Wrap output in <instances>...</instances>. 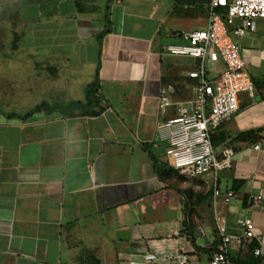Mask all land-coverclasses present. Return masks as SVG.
Here are the masks:
<instances>
[{
  "label": "crops",
  "instance_id": "obj_1",
  "mask_svg": "<svg viewBox=\"0 0 264 264\" xmlns=\"http://www.w3.org/2000/svg\"><path fill=\"white\" fill-rule=\"evenodd\" d=\"M11 1L31 25L5 34L10 42L0 47V264H175L178 251L185 264H209L195 246H208L214 229L240 234L242 217L264 249V207L249 202L264 191V18L232 36L255 94L238 93L237 111L214 130L215 150L233 162L216 184L233 196L225 203L211 194L197 206L194 246L181 232L175 177L160 179L154 161H169L157 131L175 115L173 106L160 109V92L166 87L174 103L191 100L197 80L187 72L199 65L164 47L206 28L208 0ZM223 68L221 60L209 64L206 78ZM92 83L95 100L86 94ZM42 102H80L86 113L24 116ZM214 182L205 173L183 185L213 191Z\"/></svg>",
  "mask_w": 264,
  "mask_h": 264
},
{
  "label": "built area",
  "instance_id": "obj_2",
  "mask_svg": "<svg viewBox=\"0 0 264 264\" xmlns=\"http://www.w3.org/2000/svg\"><path fill=\"white\" fill-rule=\"evenodd\" d=\"M257 18H264V0H208L206 28L184 32L182 37L185 43H169L164 47L170 54L196 58L199 65L197 69L187 72V76L197 80L191 87V100L174 103L167 94V88H162L159 107L163 110L173 106L175 115L164 119L157 137L167 141L165 154L175 170L188 177L210 173L215 179L212 194L214 197L222 195L225 203L230 201L233 191L228 189L221 192L216 178L219 171L231 167V157H216L210 133L237 111L238 93L245 92L249 97L255 94L239 45L232 36L254 31ZM236 19L241 21L239 25H234ZM217 60L223 62L224 68L215 80L209 81L206 68ZM253 148L258 149L259 144ZM249 202L264 207V191L250 194ZM237 222L241 228L240 234L230 235L219 231L221 240L209 264H231L227 255L229 244L238 246L251 239L259 243L260 236L249 218L242 217ZM252 253L260 257L261 264H264V249L260 244L254 246ZM144 257L154 260L156 255L147 253ZM186 262L185 252L178 251L174 255L175 264Z\"/></svg>",
  "mask_w": 264,
  "mask_h": 264
},
{
  "label": "trees",
  "instance_id": "obj_3",
  "mask_svg": "<svg viewBox=\"0 0 264 264\" xmlns=\"http://www.w3.org/2000/svg\"><path fill=\"white\" fill-rule=\"evenodd\" d=\"M94 83L90 84L88 88L86 89L87 96H91L93 100H95V96L93 94L94 91ZM60 107V108H59ZM67 107H72L76 109H82L81 111L83 113H86L85 110L82 108V104L80 102H73L72 104H69L68 106L61 105V104H47V103H40L37 104L30 110L29 112H26L24 116L30 115L33 112L36 111H54L57 109H65ZM101 108L97 110H92L90 113L92 114H98ZM248 135L255 134L254 132H247ZM256 136V135H255ZM210 138L212 142V146L215 152V155L217 158H222L225 155H230L231 153L229 151L225 152H219L218 150H215V145L220 143V134L217 131H212L210 133ZM150 153V152H149ZM150 157L153 159L152 154L150 153ZM154 169L156 171V174L159 176L160 179L167 178L170 174L173 173V176L175 177L174 183L172 184V188L176 190L183 199V205H182V213H183V219H182V231L184 234L188 236V240L191 242L192 245H194V239L195 235L193 233V228L197 227L199 224V220H194L193 216L195 212H197V206L210 199L211 194L213 193L212 189L209 188L206 191H198L195 192L191 187L187 185H183V182L188 179L197 178L198 176H192L188 177L184 174L179 173L177 170L173 168V166L169 163V161L166 162H158L154 161ZM198 214V213H197ZM213 240L208 246L200 247L195 246L196 251L198 253L202 252L203 254L207 255L208 262L210 258L212 257L213 253L217 250L218 243L221 240V236L217 230H213L212 232ZM258 245V242L256 239H251L249 241H245L242 244L235 247V250L228 251L227 255L230 260L231 264H261V258L258 256L253 255L252 250L254 246Z\"/></svg>",
  "mask_w": 264,
  "mask_h": 264
},
{
  "label": "rangeland",
  "instance_id": "obj_4",
  "mask_svg": "<svg viewBox=\"0 0 264 264\" xmlns=\"http://www.w3.org/2000/svg\"><path fill=\"white\" fill-rule=\"evenodd\" d=\"M11 2L12 1L0 0V47H3L4 43L8 45V42H10V39H6L9 33L22 28L28 29L31 25L29 19L20 16L19 11L14 9ZM4 35L6 36L5 38ZM164 145H166V143H163L161 146ZM231 163L233 164V162ZM232 164L231 166H233ZM192 260L193 258L191 261Z\"/></svg>",
  "mask_w": 264,
  "mask_h": 264
}]
</instances>
